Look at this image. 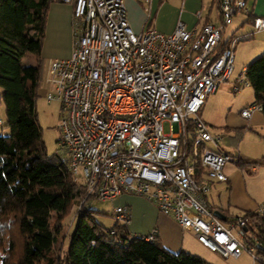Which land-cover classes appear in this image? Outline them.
<instances>
[{
  "label": "built area",
  "instance_id": "built-area-1",
  "mask_svg": "<svg viewBox=\"0 0 264 264\" xmlns=\"http://www.w3.org/2000/svg\"><path fill=\"white\" fill-rule=\"evenodd\" d=\"M61 1L73 6V52L47 63L43 83L47 101L61 105L59 156L86 192L81 206L143 197L222 258L247 252L264 264L244 216L223 222L209 204L215 184L228 180L227 166L242 157L225 151L222 136L200 116L207 99L230 82L240 38L226 40L224 30L239 12L250 17L247 0H215L218 24L190 30L179 21L170 34L136 33L125 0ZM261 32L264 17H256L253 34ZM233 85L234 92L249 85L246 69ZM256 112L261 106L254 104L241 115L249 120ZM255 213L263 216L264 205ZM113 218L128 226L130 209L115 207ZM157 233L131 237L154 242Z\"/></svg>",
  "mask_w": 264,
  "mask_h": 264
},
{
  "label": "trees",
  "instance_id": "trees-1",
  "mask_svg": "<svg viewBox=\"0 0 264 264\" xmlns=\"http://www.w3.org/2000/svg\"><path fill=\"white\" fill-rule=\"evenodd\" d=\"M52 2L62 1L0 0V97L6 108L4 128L10 131L0 133V251L5 248L10 216L22 238L17 256L11 242L1 264H209L186 251H169L158 238L154 242L133 238L127 225L102 226L99 211L81 206L86 192L73 184L60 156L48 155L37 101L44 87L41 55ZM252 16L251 12L248 22ZM28 54L35 57L36 66L24 64ZM246 76L254 104L264 115V53L247 66ZM261 166L244 158L237 165L249 174ZM244 218L264 254V215L247 212ZM70 219L71 228L75 223L70 244L58 255V237Z\"/></svg>",
  "mask_w": 264,
  "mask_h": 264
},
{
  "label": "crops",
  "instance_id": "crops-1",
  "mask_svg": "<svg viewBox=\"0 0 264 264\" xmlns=\"http://www.w3.org/2000/svg\"><path fill=\"white\" fill-rule=\"evenodd\" d=\"M205 1L206 0H151V3L148 4L145 0H125V6L129 23L136 33L139 34L148 29H155L159 32L170 34L176 29L179 21L185 23L186 27L190 30L194 28L200 29L208 22L218 24L220 22V16L216 8L215 0H212L208 6ZM250 1L251 0H247V5L253 14L250 21L253 26L254 18L264 17V0ZM200 11L203 12V18L198 20L196 14ZM243 15L245 14L243 13ZM246 18L242 20L240 24L244 25L245 21L248 22L249 17L247 20ZM45 37L46 39L43 43L41 55L46 61L44 68L50 60L67 59L72 56L74 47L72 5L62 2L51 3L46 18ZM247 66L244 69L247 70ZM212 96L207 99L200 113L203 119L204 113L207 112L208 120L211 122L213 121V110L216 109V103L210 101ZM244 109L245 108H243L242 111ZM239 115L238 123L230 121V114L222 117L219 121V126L221 127L220 132L215 134H220L223 141L230 142L232 140L233 145L230 143V148H232L233 151L227 152L237 153L242 158L249 161L251 159H247L239 148L234 146V142L240 137L241 130L249 128L257 132L264 131V115L262 112H256L249 120L244 119L241 113ZM203 121L208 124V127L212 126L204 119ZM231 130H235L234 138L229 136L232 132ZM255 138L260 144L263 143L261 138L257 136H255ZM255 161L261 164L264 163V155H259ZM261 167L262 169H260ZM261 167H256L255 171H252L257 174V177L264 175V165ZM226 170L228 176L227 182L215 184L214 187L219 190V193L227 192L226 190H228L229 194L227 196V201L224 203L221 202L219 209L215 210L220 211L227 218H229L230 214L231 216H238L240 214L242 215L241 212H257L263 206L264 199H258L256 196H252L249 193V181L246 179V171L234 165L227 166ZM252 172L248 174L251 175ZM262 181L264 182V179H262ZM116 203H119V206L128 207L130 209V223L127 227L131 235L148 236L154 230H157L158 240L169 251L178 253L188 250L185 236L186 233H193L183 230L172 217L162 214L153 202L139 196L122 195L117 198ZM234 212H236L237 215H234Z\"/></svg>",
  "mask_w": 264,
  "mask_h": 264
},
{
  "label": "rangeland",
  "instance_id": "rangeland-1",
  "mask_svg": "<svg viewBox=\"0 0 264 264\" xmlns=\"http://www.w3.org/2000/svg\"><path fill=\"white\" fill-rule=\"evenodd\" d=\"M251 0L250 2H253ZM212 0H206V5H210ZM247 16L243 15L242 12H239L235 17L234 22L226 27L224 37L226 40H232L235 37L240 38L236 44V52H235V61H234V72L231 76L230 82L225 83L221 86L219 92L210 98L211 102L216 103V109L213 110L212 114V122L208 119L207 112L204 113L203 119L212 125L209 126V129L212 133L220 132L219 121L222 117L230 114V121L239 122V114L241 113L243 108L254 105L255 103V94L253 89L249 85H245L240 92H234L233 82L242 76V73L245 71V67L255 61L264 53V32L253 34V26L251 22H246L242 25L240 24L242 20H244ZM248 17L246 18V20ZM240 24V25H239ZM250 32V33H249ZM250 35H249V34ZM46 39V37H45ZM44 39V41H45ZM44 43V42H43ZM43 65V77L45 74V64L46 61L42 58ZM24 64L28 66H36L38 64L37 60L34 58L32 54H28L24 58ZM45 88L42 86L39 91V99L37 101V111L39 116V126L41 128L42 138L46 143L47 152L49 156L52 155H63L60 150L58 140L60 139V131L58 130V126L61 120V105L59 102H48L45 98ZM0 89V94H1ZM7 122L6 116V108L3 104L0 97V123L2 127H0V133L3 135H9V129H5L4 126ZM208 125V124H207ZM215 127V128H214ZM166 132H168V125L165 126ZM232 132L229 134L230 137H235V130H231ZM255 136L261 138L263 143H259ZM230 140V139H228ZM232 140L229 141H221L220 145L226 151L232 152L233 149L230 148ZM234 146L239 148L242 154L247 158L251 159L249 161L254 162L255 159L259 155H264V131H253L248 129L241 130V135L234 142ZM256 162V161H255ZM260 163V162H258ZM264 165V163H262ZM264 168V167H263ZM262 169V167L260 168ZM227 173V170H226ZM247 173V172H246ZM246 179H248V190L252 196H256L258 199H264V175L261 177H257V174L253 173L249 175L246 174ZM260 179V180H259ZM227 192L219 193L217 188H213L212 192L208 196L209 204L213 207L219 208L221 202L224 203L227 201L228 190ZM115 201H106L101 202L98 200H91L86 204V208L97 210L100 214L97 215V221L104 226L105 228H111L116 223V220L113 218L114 208L118 207L120 204ZM264 205V202H263ZM235 211V210H234ZM244 216L246 213L241 212ZM236 212H234V215ZM237 215V214H236ZM231 214L229 215L230 218ZM12 216H10L9 223L10 227H8L7 231V240L5 243V248L0 251V264L1 259L6 256L5 249L8 248L11 242H14L16 247V256L20 251L22 238L17 230V227L12 224ZM72 219L70 221H65L64 226L61 230V233L58 237V243L56 246V253L60 255L61 253H65L68 250L71 235L73 229L75 227V223L71 228ZM185 241L189 252L193 255H196L208 262L209 264H254L252 256L247 252H244L243 255L238 259H224L219 256L217 253H214L200 244L195 238L194 234L186 233ZM185 251V250H184Z\"/></svg>",
  "mask_w": 264,
  "mask_h": 264
},
{
  "label": "water",
  "instance_id": "water-1",
  "mask_svg": "<svg viewBox=\"0 0 264 264\" xmlns=\"http://www.w3.org/2000/svg\"><path fill=\"white\" fill-rule=\"evenodd\" d=\"M215 215L223 222L227 221V217L225 215H223L220 211L216 210Z\"/></svg>",
  "mask_w": 264,
  "mask_h": 264
}]
</instances>
